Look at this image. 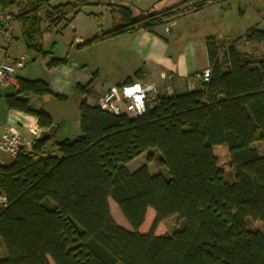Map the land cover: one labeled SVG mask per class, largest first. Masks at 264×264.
<instances>
[{
  "label": "trees",
  "instance_id": "1",
  "mask_svg": "<svg viewBox=\"0 0 264 264\" xmlns=\"http://www.w3.org/2000/svg\"><path fill=\"white\" fill-rule=\"evenodd\" d=\"M207 1L181 0L137 19L119 7L120 19L109 31L78 47L139 28L152 31L165 18L203 9ZM50 2L0 0V11L17 7L12 16L25 50L35 54L32 61L52 54L39 15ZM86 4L49 7L45 20L64 29ZM241 40L264 43V30L252 27L227 43L206 38L210 80L157 96L138 118L89 105L85 96L94 78L76 84L80 133L54 142L56 151L47 149L56 134L53 119L26 96H68L53 94L45 79L18 77L19 88L4 96L6 107L36 117L43 134L11 164L0 165V191L8 199L0 210V264H264V152L255 145L264 144V55L240 51ZM66 61L52 57L48 66ZM215 147L227 150V168ZM146 152L147 161L157 160L167 175H152L146 164L129 171L127 165ZM110 199L131 230L114 220ZM149 209L155 218L143 234ZM173 216L179 224L170 235H156L158 225ZM250 221L261 222L262 229L251 230Z\"/></svg>",
  "mask_w": 264,
  "mask_h": 264
},
{
  "label": "crops",
  "instance_id": "2",
  "mask_svg": "<svg viewBox=\"0 0 264 264\" xmlns=\"http://www.w3.org/2000/svg\"><path fill=\"white\" fill-rule=\"evenodd\" d=\"M130 1L99 0L98 4L101 2V4L109 6L110 12L114 13L107 31L112 28L113 22L119 21L120 17L117 12L119 7L132 9L133 18L137 19L149 13L168 9L181 0ZM157 6L160 7L159 10ZM95 9L98 8L95 7ZM98 12L91 11L89 15L102 19L103 13L99 9ZM83 13L84 11L81 10L76 17ZM201 13L207 14L205 21L201 20ZM13 22H10V27L15 38V44L6 47L0 36V56L18 58L25 53L24 48L17 41L18 38L12 28ZM88 27L86 30L73 33L68 42L67 55L64 56L67 59L65 63L55 67L48 66L50 59L56 56L54 46L57 40L53 39L50 47L45 46V49L52 54L45 59L42 58L37 70H28L21 73L22 75L16 73L17 79L18 77L32 80L45 79L53 94L71 96L75 93L74 86L76 84L85 86L94 78L91 93L85 96L89 105L95 104L97 98L106 89L126 83L129 78H132L133 81L154 82L161 90L172 84L175 92H185L187 82L193 81L196 84V81L193 80V74L209 67L206 38L216 37L219 43H227L242 36L252 27L264 30V0H214L213 3L207 4L198 11L165 18L163 23L157 25L152 31L139 28L108 39L97 40L80 48L79 45L102 34L98 32H107L97 29L94 22H89ZM237 48L252 58H260L264 55V43L251 44L241 40L237 43ZM99 65L111 67L115 71L111 72V78L106 77L108 81L101 89L97 87L98 82L96 81V78L99 77ZM137 71H140V74L135 79L134 74ZM171 74L173 78L170 80L169 75ZM10 87L3 89L10 91L0 94L1 101L4 100L6 94L14 93L18 89L14 86ZM26 98L29 99L34 108L41 107L48 112L54 121L56 134L47 145L49 151H56L54 142L64 138H74L80 133L79 105L81 97L77 102L78 111L74 117L72 132H63L60 129L59 117L54 115L51 109L45 107V103L51 101V95L40 98L33 95L26 96ZM4 125L15 127L21 132L22 142L25 143L23 149L26 150L30 149L33 141L38 139L43 132V129L39 127L35 133L30 132L29 127L31 125L38 126L37 118L18 110L7 109L5 101L4 105L0 102V132ZM118 224H122V227L131 230L123 223Z\"/></svg>",
  "mask_w": 264,
  "mask_h": 264
},
{
  "label": "rangeland",
  "instance_id": "3",
  "mask_svg": "<svg viewBox=\"0 0 264 264\" xmlns=\"http://www.w3.org/2000/svg\"><path fill=\"white\" fill-rule=\"evenodd\" d=\"M18 1H21V4L24 5L27 2H29L30 0H18ZM70 1L74 2L76 0H51L49 6H45L39 11V15L41 16V18H43V23L41 24V31L43 34V41H44V36H45L44 46L50 47L52 40L53 39L55 41L57 40L56 44L54 46V51H55V55H56L55 57H64L67 55L68 42L72 38V35L74 32L75 33L81 32L83 30L88 29L89 28L88 27L89 22H92V23L94 22L95 27L97 29L99 28L101 31H107L108 30L107 27H108V25H110L111 19L114 16V13L110 12L109 6L103 5V4H101V2H100V4H98L99 0H87V4L82 7V10L84 11V13L82 15H79L78 17H76L75 20L73 22H71L66 28H64L62 30V25H60L58 27L49 26V23L45 20V13L48 10V8L56 6L58 4L67 3ZM128 1H130V0H128ZM213 2H214V0H208L207 4H211ZM184 6H187V8L191 7L192 3H188L186 5H183L180 7V9H185ZM95 7L98 8L101 13H103L102 19H99L98 17H93V16L90 17L89 13L91 11H97L98 12V9H95ZM159 9H160V7H158V10ZM4 12L7 14L10 22L14 21L12 24V28H13V30H14L17 38H18L17 41L24 48V46H23L24 42H23V39H22L21 33H20V24H19L18 20H16L12 16V14L14 15L18 12L17 7L14 6L13 8H11L9 10H5ZM200 17H201V20L205 21L207 18V14L201 13ZM98 33L100 34L103 32H98ZM23 50L25 53L28 54L29 62H28V64H26V66L23 69L19 70L18 73L21 74V73H25L28 70H32V71L37 70L42 58L40 56H38V57H36L35 61H32V56L35 54H31V53L27 52L25 50V48ZM99 67H100L99 77L96 78V81L98 82L97 87H99L101 89L102 87H104L106 85V81H108V79L106 77L111 78V72H115V71L112 70L111 67L108 68V67H105L104 65L103 66L99 65ZM3 89L4 88H2L0 86V94H4V93H7L10 91V90H3ZM79 99H80V96L75 92L74 95L68 96L67 100H65V101H58L52 97L51 101L45 103V107L47 109H51L53 111V114L57 115L59 117L60 129L63 132L64 131L65 132H72L71 130L74 127V117L78 111L77 102L79 101ZM0 102H2V104L4 105V100L3 101L0 100ZM256 145L260 148L261 152L263 153L264 144L258 142V143H256ZM216 148H220V147H215L214 152L219 157L221 165L223 167L227 168L228 167V161H229L227 150L224 147L222 149H216ZM149 154H150L149 152L143 153L142 155H140L139 157H137L136 159L131 161L127 165L129 171H131V172L135 171L140 166L146 164V165H148L150 173L152 175L159 174V173H161L163 175H167L166 169L161 167L158 164L157 160H153L152 162L147 161ZM153 154H154V158L156 156H158V153L156 151H153ZM2 159L4 160L5 165H9L14 161V158L9 156L8 154H3ZM109 202H110L111 214H112L114 220L117 223H123L128 228H130L127 221L123 217L120 209L118 208L117 204L111 199L109 200ZM154 218H155V212L152 209H149L147 216H146L145 223L142 225V227L139 230L140 233L147 234L150 232ZM178 224H179V219L177 218V216H173V217L166 219L165 221L161 222L158 225V227L156 228L155 233H156V235H170L172 230ZM248 224H249V228L251 230H261L262 229V223L261 222L250 221ZM120 226H122V224ZM2 257H4V250L0 246V258H2Z\"/></svg>",
  "mask_w": 264,
  "mask_h": 264
},
{
  "label": "built area",
  "instance_id": "4",
  "mask_svg": "<svg viewBox=\"0 0 264 264\" xmlns=\"http://www.w3.org/2000/svg\"><path fill=\"white\" fill-rule=\"evenodd\" d=\"M0 36L6 47L15 44V38L10 27V20L7 14L0 11ZM1 50V46H0ZM29 61L27 53L21 54L18 58L0 56V86L9 88L14 86L19 88V81L16 73L24 68ZM211 77V69L197 71L193 74L194 81L208 82ZM170 80L173 78L169 75ZM195 82H187L186 89L194 90ZM264 89V83H263ZM174 93L170 85L161 90L157 84L151 81L137 80L124 83L119 86H112L106 89L97 99L96 104L103 111L113 115H127L130 118H138L148 107H150L155 98L161 94L171 95ZM38 126L31 125L29 131L35 133ZM25 143L22 142L21 132L12 126L4 125L0 132V165L4 164L3 154L16 158L23 149ZM8 206V199L0 191V210Z\"/></svg>",
  "mask_w": 264,
  "mask_h": 264
},
{
  "label": "bare ground",
  "instance_id": "5",
  "mask_svg": "<svg viewBox=\"0 0 264 264\" xmlns=\"http://www.w3.org/2000/svg\"><path fill=\"white\" fill-rule=\"evenodd\" d=\"M5 56V55H4ZM18 73V72H17ZM172 75V74H171ZM173 77V76H172ZM124 84V83H123ZM172 85V84H171ZM9 88H11V87H9ZM14 88V87H13Z\"/></svg>",
  "mask_w": 264,
  "mask_h": 264
},
{
  "label": "water",
  "instance_id": "6",
  "mask_svg": "<svg viewBox=\"0 0 264 264\" xmlns=\"http://www.w3.org/2000/svg\"><path fill=\"white\" fill-rule=\"evenodd\" d=\"M42 134H43V132H42Z\"/></svg>",
  "mask_w": 264,
  "mask_h": 264
}]
</instances>
